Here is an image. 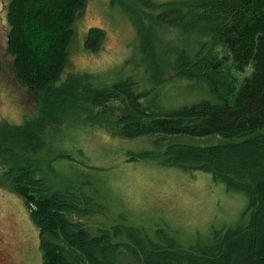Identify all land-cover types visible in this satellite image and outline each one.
<instances>
[{
	"label": "trees",
	"instance_id": "trees-1",
	"mask_svg": "<svg viewBox=\"0 0 264 264\" xmlns=\"http://www.w3.org/2000/svg\"><path fill=\"white\" fill-rule=\"evenodd\" d=\"M139 1L154 10L147 18L143 8L131 15L150 63L141 69L146 83L133 73L69 67L87 0H8L6 50L16 82L37 98L38 110L18 124L0 120V185L27 205L43 264H264V0ZM160 28L203 40L194 52L160 42L158 49ZM103 41L102 28H88L87 49L97 51ZM167 73L202 82L210 97L154 107ZM77 122L114 137H152L157 148L128 152L131 158L208 173L245 196L244 212L190 242L163 221L122 215L102 222L108 218L96 182L64 177L54 165L76 162L58 136ZM178 135L216 140L169 141ZM60 139L55 155L49 144Z\"/></svg>",
	"mask_w": 264,
	"mask_h": 264
},
{
	"label": "rangeland",
	"instance_id": "rangeland-1",
	"mask_svg": "<svg viewBox=\"0 0 264 264\" xmlns=\"http://www.w3.org/2000/svg\"><path fill=\"white\" fill-rule=\"evenodd\" d=\"M144 1L165 3L179 0ZM7 2L0 0V120L18 124L24 115L37 112L38 101L14 78L11 57L6 50ZM141 8L146 18L154 12L145 8L139 0H87L84 12L76 21V34L70 45L69 67L79 72L96 74L131 73L138 81L146 83V76L141 69L150 63L144 57L145 52H139V38L131 18ZM91 26L104 30V41L97 51L85 47L86 34ZM158 38V49L161 48L160 44H173L189 52H194L203 40L170 28L158 29ZM126 61L128 65L125 68ZM166 77L169 79L151 98L156 108L167 110L210 97L200 81L177 80L170 73ZM93 128H89L85 122H77L62 130L58 137L65 139L66 150L68 146L76 162L61 158L55 160L54 165L64 177L92 179L96 182L106 210L102 215L106 214L108 218L102 219V222H113L122 215L128 218L131 215V220L140 218L145 224L163 221L175 225L181 239L190 242L197 235H207L212 227L236 222L244 212L245 196L226 190L222 183L215 182L208 173L195 171L194 175L193 172L163 166L154 160L131 158L128 152L156 149L152 137L120 138L110 136L100 126ZM63 132L64 135L61 134ZM211 140L216 139L180 135L169 138V141L194 144H206ZM61 145L60 139L51 142L49 147L52 150L56 148L57 155ZM101 212L96 210L94 214ZM111 217L113 219H109ZM88 218L83 217V220L88 221ZM0 264H43L38 249L37 228L31 221L27 205L11 189L2 185Z\"/></svg>",
	"mask_w": 264,
	"mask_h": 264
}]
</instances>
